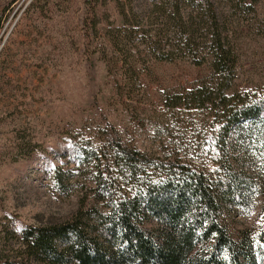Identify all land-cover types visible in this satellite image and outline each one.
Listing matches in <instances>:
<instances>
[{"label": "rangeland", "instance_id": "rangeland-1", "mask_svg": "<svg viewBox=\"0 0 264 264\" xmlns=\"http://www.w3.org/2000/svg\"><path fill=\"white\" fill-rule=\"evenodd\" d=\"M151 2L0 0V264L16 259L13 233L77 208L82 191L73 140L102 137L108 122L124 142L148 154L200 152L212 116L209 101L200 98L213 72L186 60L137 55L126 34L149 27ZM245 2L254 10L240 15L235 6ZM218 3L245 29L235 87L263 92L264 0ZM261 163L262 195L250 213L240 212L243 224L264 226ZM59 169L73 175L74 188L66 193L56 182Z\"/></svg>", "mask_w": 264, "mask_h": 264}, {"label": "trees", "instance_id": "trees-1", "mask_svg": "<svg viewBox=\"0 0 264 264\" xmlns=\"http://www.w3.org/2000/svg\"><path fill=\"white\" fill-rule=\"evenodd\" d=\"M149 5V27L126 34L137 55L213 72L200 98L212 114L200 152L148 154L108 122L102 137L73 140L82 191L77 208L13 233L19 248L7 264H264V226L239 220L262 195L257 178L264 160V91L235 87L245 29L218 0ZM235 7L240 15L254 10L251 2ZM71 177L57 171L62 193Z\"/></svg>", "mask_w": 264, "mask_h": 264}]
</instances>
